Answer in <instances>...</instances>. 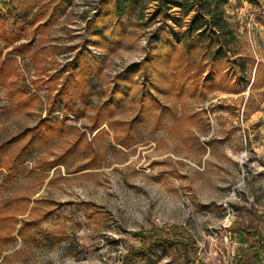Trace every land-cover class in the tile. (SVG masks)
Instances as JSON below:
<instances>
[{
    "label": "rangeland",
    "instance_id": "obj_1",
    "mask_svg": "<svg viewBox=\"0 0 264 264\" xmlns=\"http://www.w3.org/2000/svg\"><path fill=\"white\" fill-rule=\"evenodd\" d=\"M117 1L0 0V264H123L180 224L225 264L230 227L264 234V0L203 36Z\"/></svg>",
    "mask_w": 264,
    "mask_h": 264
},
{
    "label": "trees",
    "instance_id": "obj_2",
    "mask_svg": "<svg viewBox=\"0 0 264 264\" xmlns=\"http://www.w3.org/2000/svg\"><path fill=\"white\" fill-rule=\"evenodd\" d=\"M229 0H159V5H163L167 9L173 7L181 8L184 17L194 14L190 20L189 31L203 36L207 30H213L214 33L222 32L227 26V21L224 17V5ZM247 1L252 4L259 3V0H239ZM119 2V0L117 1ZM120 3V2H119ZM226 36L234 39L233 31L228 29ZM222 49H220L221 52ZM230 231L240 242H249L250 248L239 249L236 255L235 264H264V245L259 244L260 240L264 238L261 231L256 230L247 232L242 227L232 226ZM164 235L162 233L153 232L149 235H142V244L139 247H132L125 255L123 264H132L138 258H147L152 253L158 250H166L168 247H175L179 249L182 258L180 264H196L197 258V241L190 230L185 225H176L169 228ZM250 255V256H249ZM200 264V263H199Z\"/></svg>",
    "mask_w": 264,
    "mask_h": 264
},
{
    "label": "built area",
    "instance_id": "obj_3",
    "mask_svg": "<svg viewBox=\"0 0 264 264\" xmlns=\"http://www.w3.org/2000/svg\"><path fill=\"white\" fill-rule=\"evenodd\" d=\"M237 240V239H236ZM259 244L264 245V238L260 240ZM251 244L249 242H235V240L229 244V260L225 261V264H235L236 262V255L239 252V249L245 248L248 249L250 248ZM239 248V249H238Z\"/></svg>",
    "mask_w": 264,
    "mask_h": 264
}]
</instances>
